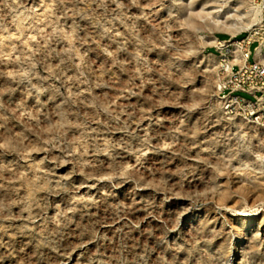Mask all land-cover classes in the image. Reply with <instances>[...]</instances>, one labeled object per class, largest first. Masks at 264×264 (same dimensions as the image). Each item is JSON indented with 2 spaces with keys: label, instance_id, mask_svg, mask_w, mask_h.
<instances>
[{
  "label": "rangeland",
  "instance_id": "obj_1",
  "mask_svg": "<svg viewBox=\"0 0 264 264\" xmlns=\"http://www.w3.org/2000/svg\"><path fill=\"white\" fill-rule=\"evenodd\" d=\"M220 1L0 0V264H264Z\"/></svg>",
  "mask_w": 264,
  "mask_h": 264
},
{
  "label": "built area",
  "instance_id": "obj_2",
  "mask_svg": "<svg viewBox=\"0 0 264 264\" xmlns=\"http://www.w3.org/2000/svg\"><path fill=\"white\" fill-rule=\"evenodd\" d=\"M220 2L229 17L249 23L239 38L215 39L214 47L223 56V67H219L222 108L225 114L247 120L250 125H264V0H242L246 3V15L238 14L233 0ZM235 40H242V48H235ZM252 45H255L253 49ZM235 60H242V67H235ZM239 94L248 95L252 100Z\"/></svg>",
  "mask_w": 264,
  "mask_h": 264
},
{
  "label": "bare ground",
  "instance_id": "obj_3",
  "mask_svg": "<svg viewBox=\"0 0 264 264\" xmlns=\"http://www.w3.org/2000/svg\"><path fill=\"white\" fill-rule=\"evenodd\" d=\"M233 8H237V12H239L240 15H246V3L242 2V0H233ZM235 48H242V40H235ZM218 57L221 58L220 67H223V56L219 53ZM235 67H242V60H235ZM247 122L249 123V121ZM256 126L264 131V125Z\"/></svg>",
  "mask_w": 264,
  "mask_h": 264
},
{
  "label": "trees",
  "instance_id": "obj_4",
  "mask_svg": "<svg viewBox=\"0 0 264 264\" xmlns=\"http://www.w3.org/2000/svg\"><path fill=\"white\" fill-rule=\"evenodd\" d=\"M239 38V37H238Z\"/></svg>",
  "mask_w": 264,
  "mask_h": 264
}]
</instances>
